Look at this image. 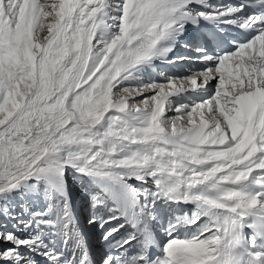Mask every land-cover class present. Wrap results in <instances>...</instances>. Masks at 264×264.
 Masks as SVG:
<instances>
[{
	"label": "snow or ice",
	"instance_id": "6c2138e0",
	"mask_svg": "<svg viewBox=\"0 0 264 264\" xmlns=\"http://www.w3.org/2000/svg\"><path fill=\"white\" fill-rule=\"evenodd\" d=\"M0 264H264V0H0Z\"/></svg>",
	"mask_w": 264,
	"mask_h": 264
},
{
	"label": "bare ground",
	"instance_id": "6f19581e",
	"mask_svg": "<svg viewBox=\"0 0 264 264\" xmlns=\"http://www.w3.org/2000/svg\"><path fill=\"white\" fill-rule=\"evenodd\" d=\"M186 65L189 66L188 64H186ZM194 66L197 67V65H194ZM172 72L175 73V74L183 75L186 71L176 67V68L172 69Z\"/></svg>",
	"mask_w": 264,
	"mask_h": 264
},
{
	"label": "rangeland",
	"instance_id": "374dc122",
	"mask_svg": "<svg viewBox=\"0 0 264 264\" xmlns=\"http://www.w3.org/2000/svg\"><path fill=\"white\" fill-rule=\"evenodd\" d=\"M187 65L186 64H184L183 66H181V67H178V68H180V69H183V70H186V67ZM192 67V66H191ZM195 67V66H194ZM197 67H200V65H197ZM196 68V67H195ZM172 71V70H171Z\"/></svg>",
	"mask_w": 264,
	"mask_h": 264
}]
</instances>
